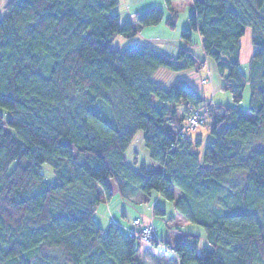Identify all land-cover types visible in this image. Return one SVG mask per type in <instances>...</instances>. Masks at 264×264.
<instances>
[{
	"label": "trees",
	"instance_id": "1",
	"mask_svg": "<svg viewBox=\"0 0 264 264\" xmlns=\"http://www.w3.org/2000/svg\"><path fill=\"white\" fill-rule=\"evenodd\" d=\"M165 1L175 28V0ZM4 2L0 264H142L139 239L118 223L104 232L96 222V209L113 197L109 179L123 198L132 190L155 192L205 229L203 247L192 233L172 244L157 234L179 264H264V0H191V27L181 36L191 49L173 57L134 39L161 24V10L122 22L115 12L121 0ZM193 32L233 105L204 100L183 76L206 67L192 50ZM248 32L253 51L245 75L241 52ZM163 69L173 82L155 80ZM248 86L246 110L238 106ZM188 105L205 113L206 144L184 138ZM140 132L160 171L136 170L138 157L130 164ZM45 165L56 177L50 183ZM236 173L242 186L230 184ZM225 185L233 193L221 198ZM214 202L222 215L212 213ZM152 209L154 217H166L160 206Z\"/></svg>",
	"mask_w": 264,
	"mask_h": 264
},
{
	"label": "rangeland",
	"instance_id": "2",
	"mask_svg": "<svg viewBox=\"0 0 264 264\" xmlns=\"http://www.w3.org/2000/svg\"><path fill=\"white\" fill-rule=\"evenodd\" d=\"M4 1L5 0H2L3 4L5 3ZM181 3H179L177 11L175 12L177 16L175 28L168 25V21L171 18L172 12H170L168 7L166 6L165 0H138L137 2L134 1V3H131L130 5L128 3H125V0H121V3L115 9V12L116 13L118 12L120 14V18L122 19V22H125V21H128V19L132 18L131 15L139 11H144V10L146 11L154 7L162 8L161 10L164 12V17H165L164 20L158 26L148 28L147 30L148 32L144 36H146V38H151L155 40L161 39V38L165 40L172 39V38L182 40V37H181L182 33L185 30H189L191 27L190 21H189V18H190L189 15L192 12L193 6H191V4L186 3V0L185 2L181 1ZM3 12L4 10L3 8H1V13L4 14ZM198 36L199 35H194L195 39L193 41L194 42L193 47L196 45V43L200 45ZM116 38L119 39V36ZM136 39H138L137 42L139 43L143 42L147 44V40L144 39L142 35L137 36ZM131 40L133 39H130L126 42L122 41V43L129 44ZM242 45H243V49L241 52V56H242L241 68H242L243 73L245 75H248L250 71V66L248 62H249V59L252 57L251 54L253 51V46L251 45L250 32H248L246 37L242 40ZM210 62H212L214 67H216L215 63L212 60ZM210 62L209 64L206 62L205 69L200 70L199 72L195 71V72L184 73V75H186L188 77V80L191 81V85L192 83H194V86H193L194 89L197 90L198 88L200 90V92L198 93L206 96L204 97L205 99L207 98L209 99L213 97V101L215 104L218 103V104L228 106L230 105L231 102H233L232 96L230 92L227 93L223 91V89H220V90L219 88L218 90L215 89L214 85H215L216 79L220 83L222 82V78L218 76L216 77V79H213L212 74L215 73V70L214 68L211 70ZM173 77L174 76L172 75L170 71L163 69L155 75V80L158 81L161 85H166L167 83H171L174 81ZM250 89L251 88L248 86L245 92L244 98H243L244 100L241 102V105L244 106L243 109H247V110L249 108L250 101H251ZM210 134L211 132H210L209 126H201V127H197V129L195 130H192V131L190 130L187 133H185L184 138L189 139L193 143L202 141L204 144H206L208 138L210 137ZM131 146L132 147L128 153L129 155L133 154L129 156L130 164L133 165L134 161L138 160L136 159V157L139 158L138 160L139 163L138 165L135 166L136 170L140 168V165H144L146 167H153L155 170L161 169V166H159L158 164H153L154 162L150 159V156H148L146 147L144 146L143 135L141 132L137 134ZM43 171H44L47 182L50 183L53 180H55L56 177L51 167H49L48 165H45L43 166ZM232 183L242 186V183H243L242 175L240 173L234 174V176L232 177L230 181V184ZM108 184L110 185L114 193V197H112V204H111L112 209L115 210L116 207L119 206V204L124 203L126 207L129 210H131V212L134 215V217H131V219L129 220L132 226L129 227L127 232L129 233L131 232L132 227H134L133 220L138 218L142 220L143 226L148 225V224L152 225L154 222L153 226H154V229L158 232V234L159 233L170 234V232L173 231L171 228H173L179 231L180 229H182L185 232H190V233L192 232L193 234L198 235L200 237L205 236V229L198 225L191 224V225L183 226L182 228V225L180 223L181 221L180 222L176 221V225L174 227H171L169 226V224L171 222H174L175 220L174 217L169 216L168 219L169 220L171 219L172 221H168V222L164 221L163 217H160V216L154 217L152 208L153 206L158 205L157 204L158 198H156L158 197L157 193L155 192L152 193L153 197L151 198L150 196L145 195L141 192L132 190V191L127 192L126 198L121 199L119 195V191H118V186L115 180L109 179ZM232 193H233V190H231L228 185H225L221 188L219 196L221 198H228L232 196ZM174 195L175 197L181 196V191L174 188ZM160 207L162 208V206ZM211 207H212V213L214 215H217V216L222 215L223 208L222 206L218 205V203L214 202ZM160 241H161L160 244H162L160 246L154 245L151 243L149 244L143 243V246L140 248V251H139L140 252L139 258L142 264H165V263H168L167 261L169 262L172 261V258L174 260V255H172V252L169 253L168 251H166L167 246H169L172 243L167 245V243H165L164 241L162 242L161 239ZM162 248L164 249V251L162 250ZM37 264H46V263L43 262V263H37Z\"/></svg>",
	"mask_w": 264,
	"mask_h": 264
},
{
	"label": "crops",
	"instance_id": "3",
	"mask_svg": "<svg viewBox=\"0 0 264 264\" xmlns=\"http://www.w3.org/2000/svg\"><path fill=\"white\" fill-rule=\"evenodd\" d=\"M134 1L135 2H137L138 0H125V3H128L129 5L131 4V3H134ZM181 1H183V2H185V0H175V1H173L172 3H171V6H172V10L174 11V12H176L177 11V8H178V6H179V3H181ZM186 3H188V4H191V6H193L192 5V2H191V0H186ZM182 4V3H181ZM180 4V5H181ZM152 9H154V10H161L162 8H159V7H154V8H152ZM193 9V8H192ZM162 11V10H161ZM163 12V11H162ZM118 13V12H117ZM119 14V13H118ZM163 14H164V12H163ZM120 15V14H119ZM131 20H133V21H135V18H134V14L133 15H131ZM150 27H154V26H150ZM149 27V28H150ZM148 30V28H145V29H143V30H141L140 31V33L138 34V36H143L144 37V39H146L147 40V43H149L150 45H153L154 47H156V48H158V49H161V50H163L164 52H166L169 56H175L176 54H177V52L180 50V49H183V48H189V49H191V46H190V44L189 43H186L185 41H183V40H180V39H176V38H172V39H168V40H165V39H163V38H161V39H151V38H146V36H144L145 34H147V31ZM194 35H198V33H196V32H194V34H192V37H193V41H194V39H195V37H194ZM199 37V36H198ZM135 39V41H137L138 39H136V37L134 38ZM192 41V43L194 44V42ZM199 41H200V44H201V37H199ZM192 50H193V52H195V54H196V56L198 57V58H200V60H202V61H206L208 64H209V62L211 61V59L210 58H208V57H206L205 56V54H204V50H203V47L201 46V45H198L197 43H196V45L194 46V49L192 48ZM210 60V61H209ZM210 68H211V70L214 68V70H215V73H211L212 75H213V79H216V77H218V76H220L219 75V73H217L218 72V70H217V68L216 67H214V65H213V63L212 62H210ZM184 77H187L186 75H184ZM188 78V77H187ZM221 78V77H220ZM194 81H195V79H194ZM201 84H202V82H201ZM223 84H224V82H223V79H222V82H218L217 81V79H216V82H215V89L216 90H218V88H219V90L220 89H222V87H223ZM192 86H194V83H192ZM194 90H196V89H194ZM196 91H198V92H200V90L197 88V90ZM217 93V92H216ZM201 95V94H200ZM203 98L204 97H206L205 95H201ZM212 98V101H213V97H211ZM211 98H207L208 100H211ZM207 99H205L204 98V100H207ZM214 102V101H213ZM230 105H233V102H231L230 103ZM238 107H241L242 109L244 108V106H242L241 104H239V106ZM247 110V109H246ZM153 164H155V163H153ZM162 168V167H161ZM161 170V169H160ZM159 170V171H160ZM109 185V184H108ZM109 188H110V190H112L111 189V187H110V185H109ZM118 191H119V189H118ZM112 195H113V197H114V193H113V190H112ZM119 195H120V197H121V199H123V197L121 196V194H120V191H119ZM151 198L153 197V194H150L149 195ZM155 197H156V195H155ZM156 198H158V201H157V204L159 205V206H162V208L165 210V212H166V217H163V219H164V221H166V222H168L169 221V219H168V217L170 216V217H174V222H171L170 224H169V226H171V227H174L175 225H176V221H181L180 223H181V225H182V228H183V226H187V225H191L190 224V222L186 219V218H184L181 214H179L178 212H177V210H176V208L174 207V204H172V203H168L164 198H162L159 194H158V197H156ZM177 199H179L180 198V196L179 197H176ZM111 204H112V199H111V201H105V203H103V204H101L97 209H96V214H95V218H96V222H98V224H99V226L104 230V231H106L107 229H108V227L112 224V223H118L119 225H120V227H121V229H122V231L125 233V234H127V230L129 229V227H131L132 225L130 224V219H131V217H134V215H133V213L131 212V210H129L127 207H126V205L124 204V203H121V204H119V206L118 207H116V209L115 210H113L112 209V206H111ZM157 205V206H158ZM103 207V208H102ZM178 222V223H179ZM153 224H154V222H153ZM173 231H171L170 232V234H166V233H159L158 234V232H157V234L158 235H160V237L164 240V241H166L167 243H174V242H176L177 240H179V239H181V237H183L184 235H186V234H191L190 232H185L184 230H182V229H180V231L179 230H175V229H173V228H171ZM193 234V233H192ZM203 245H205V241H204V239H203V237H202V242H201V247H203ZM177 258L174 256V260H173V258H172V261H167L168 263H165V264H179V262L176 260Z\"/></svg>",
	"mask_w": 264,
	"mask_h": 264
},
{
	"label": "built area",
	"instance_id": "4",
	"mask_svg": "<svg viewBox=\"0 0 264 264\" xmlns=\"http://www.w3.org/2000/svg\"><path fill=\"white\" fill-rule=\"evenodd\" d=\"M187 110L189 114L186 117V130H195L197 127L203 126L206 124V116L204 111L198 109L197 107H193L191 105L187 106ZM134 227H132L131 232L129 233L130 236L135 237L136 239H139L140 242L146 243V244H160L161 241L159 240V237L156 233V230L154 229L153 224H148L143 226L142 220L140 219H134L133 220Z\"/></svg>",
	"mask_w": 264,
	"mask_h": 264
}]
</instances>
